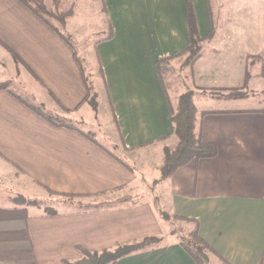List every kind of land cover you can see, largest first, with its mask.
Listing matches in <instances>:
<instances>
[{
  "label": "crops",
  "instance_id": "crops-1",
  "mask_svg": "<svg viewBox=\"0 0 264 264\" xmlns=\"http://www.w3.org/2000/svg\"><path fill=\"white\" fill-rule=\"evenodd\" d=\"M42 1L48 12L56 11L55 0ZM255 1L247 0L242 8L243 3L233 6L229 0H96L101 5L99 23L80 38L77 24L71 26L77 23V0H59L57 11L73 8V16L63 29L51 25L69 38L71 48L19 1L0 0V74L7 73L1 82H9V93L0 92L1 176H11L16 195L23 196L22 190L33 195L25 198L50 191L102 206L98 212L82 209L34 217L29 207L0 205V264L8 258L13 264L74 263L82 259L79 248L101 253L146 238L162 241L116 264H195L170 234L173 224L158 217L153 199L164 213L198 224L199 237L215 253L209 256V264H260L264 252V108L200 113L195 108L194 132L204 144L216 147V157L191 161L166 181L153 184L163 166L159 157L164 158V150L175 138L170 117L171 110H176L155 64L189 47L188 3L199 37L206 38L204 45L209 40L212 45L219 42L225 51L215 71L227 66L229 73H240L236 87L209 86L204 93L227 90V96L236 93L228 98L233 99L246 96L250 80L257 79L252 73L258 71L264 77V0ZM64 3L69 7L60 12ZM89 35L100 37L93 40ZM78 48L87 55L90 49L98 76L102 72L100 83L92 82L91 87L97 114L105 105L108 115L103 131L117 137L138 171L90 135L92 128L84 120L85 79L88 83L89 79ZM16 82L21 94L12 89ZM17 98L65 118L96 145L75 131L53 127ZM156 171L159 176L151 181V201L105 209L133 195L139 172L140 181L145 182V174Z\"/></svg>",
  "mask_w": 264,
  "mask_h": 264
},
{
  "label": "rangeland",
  "instance_id": "rangeland-1",
  "mask_svg": "<svg viewBox=\"0 0 264 264\" xmlns=\"http://www.w3.org/2000/svg\"><path fill=\"white\" fill-rule=\"evenodd\" d=\"M243 3L241 6L244 8V4L247 0H229V4H233V6L237 2ZM255 1V0H254ZM234 2V3H233ZM256 2V1H255ZM77 6L78 9L76 10V19L75 21L77 23L73 24L72 27L76 26L77 33L80 38H85L87 33L93 31L92 26L99 23V18L101 13V5H98L96 3V0H77ZM232 6V7H233ZM69 5L67 3H64L62 8L60 9V12H64L68 9ZM240 7V8H241ZM235 8H238L235 6ZM50 11L51 13L55 14H62L57 11ZM51 23L56 26L59 29V25L51 20ZM99 36V35H98ZM98 36H95L94 38L90 37L91 39H96ZM88 37V36H87ZM100 37V36H99ZM90 39L87 40V44L90 45ZM211 41V40H209ZM208 41V46H205L204 43H202L200 50L201 55L199 59H191L188 55L182 56L180 58H177L175 60H172L166 67H163V70L165 69L164 75H163V81H164V87L165 91L167 93V96L170 99L171 105L176 108L179 98L189 92H192L193 96V105L197 109L198 113L202 111H226L230 109H261L264 108V77L262 74L260 75L259 72L252 73L254 75V78H257L255 80H250V85L247 89H245L246 96L244 95L243 98H233L228 99L225 96H227V90L223 91L222 89L220 91L216 90V88H213L211 91L216 90L211 93H204V90H207L209 86H217V88L222 87H230L234 86L236 87V81L240 80V73L237 71L228 72L227 66H221L222 72L215 71L221 61L219 60V55L221 53H225V51H221L219 48V42L211 44V42ZM217 41V40H214ZM78 47H79V41ZM235 43V42H233ZM85 46L86 43H82ZM79 54L83 57L85 64L87 66V69H85V73L88 76L89 84L92 86V82L95 85L96 83H100V78L97 74V63L95 62L93 55L88 49V55L85 54L87 51H82L79 48L77 49ZM207 51V54H205ZM224 55V54H223ZM225 58V56H223ZM1 74H4L2 72ZM0 74V84H6L7 86L5 88H1L0 92H7L9 90V82L2 83L1 81L4 80V77H7V73H5L3 76ZM89 75H92V78L89 77ZM236 78V80H235ZM241 81V80H240ZM18 83L16 82L15 88H12L17 93L21 94L22 90L18 88ZM99 85V84H98ZM11 87V86H10ZM204 87H206L204 89ZM93 90V89H92ZM93 92V91H92ZM217 92V93H216ZM9 93V91L7 92ZM233 95H236L235 92L232 93ZM211 95V96H210ZM230 95V94H228ZM225 97V98H224ZM85 110L87 112V115L84 116V120L89 124L88 126L92 128L90 131L92 132V137H94L102 146H104L106 149L112 150V152L115 153L121 160H127L129 161L133 166H136V164L133 162V158L128 154L125 155V151H123L120 147V143L115 136H108L105 131H103V127L105 126L108 115H106L105 111V105H102L100 108V111L97 114V100H96V116L94 115V111L91 108L90 105H86ZM91 110V112H90ZM49 115H52V113L48 112ZM55 116V115H54ZM73 123V122H72ZM79 125V124H78ZM85 131H88L86 128L81 127ZM93 130V131H92ZM90 132V133H91ZM174 141L169 144V148L167 150L174 151L178 145V140L175 137L173 139ZM116 146V149H115ZM164 157V153H163ZM162 155L159 157V163H163ZM138 171V168L136 169ZM1 170H0V205L5 209H22L25 207H22L20 205L21 198H24L26 200L35 201L38 204V207H29L30 215L34 217H48L52 214V212L55 213H74L79 210L78 206L73 205L72 202L68 201L67 198H62L58 196H49L46 194H42L41 191H37L36 198H25L23 196H31L29 192H24L22 190L21 195H16L15 190H13L12 185V179L11 176L8 177V175L5 174V176H1ZM146 173V172H145ZM152 172L151 175L145 174V182L140 181L139 172L138 178H139V184L136 186V190H132L131 196H128L127 198H124L125 200H117L114 201L112 204L115 206H126L128 204L138 203L139 201L143 200H149L151 201V197H153V188L154 186L151 184V181L155 178H158L159 173L156 171L154 174ZM143 176V175H142ZM14 199L15 202L14 205L12 204L11 200ZM76 201V200H74ZM18 204V205H17ZM17 205V206H15ZM27 209V208H26ZM174 228H183L185 231L192 230L193 226H187L185 223H173ZM11 259H5V264H10ZM13 264V263H11Z\"/></svg>",
  "mask_w": 264,
  "mask_h": 264
},
{
  "label": "trees",
  "instance_id": "trees-1",
  "mask_svg": "<svg viewBox=\"0 0 264 264\" xmlns=\"http://www.w3.org/2000/svg\"><path fill=\"white\" fill-rule=\"evenodd\" d=\"M19 1L25 8H27L32 14H34L37 18H39L42 22H44L48 27H50L64 42L68 43L69 38L63 35L59 30L54 29L51 25V20L56 22L61 29L64 28L65 21L73 16V8L68 9L65 13L55 14L48 12L43 4L42 0H17ZM210 2V0H208ZM54 5L58 8L59 0L54 1ZM187 26H188V33L190 38V45L189 47L182 53L177 56H170L160 59L156 62V71L159 77V80L164 87L163 75L166 67L172 60L180 58L182 56L188 55L191 59H199L201 55L200 47L202 43L205 41L206 38L199 37L193 8L190 3L187 5ZM212 34V31L209 35ZM209 35L207 37H209ZM109 36L107 39H110ZM106 39V38H105ZM104 39V40H105ZM71 47V46H70ZM72 48V47H71ZM246 59H256V57H247ZM83 73V72H82ZM99 76H102V72H99ZM6 84H0V89L5 88ZM85 87H86V97L84 102L91 106L94 113H96V95L92 92L91 85L85 79ZM231 96V97H230ZM233 94L225 96L226 98H232ZM224 97V98H225ZM234 97V96H233ZM21 104L27 107L29 110L34 112L40 118L45 120L47 123L52 125L56 128H65L68 130L75 131L85 137L87 140L95 144L94 140L85 134H83L80 130H78L75 126H73L68 120L65 118H61L58 116H52L48 113L42 111V106H36L25 99L17 98ZM193 101V94L192 92L186 93L182 95L177 103L176 110H171V117L170 120L174 126V135L178 140V145L174 151H169L167 149L164 150V162L163 166L160 170V178L157 181H154L153 184L156 185L157 183L166 181L169 179L173 173L188 164L191 161H197L201 159H212L217 155V149L212 144H204L200 136L194 132V125H195V116H196V109L192 103ZM83 102V103H84ZM67 113L66 111H63ZM207 114V113H203ZM96 145V144H95ZM121 165L125 167L131 173H134V170L126 165L123 161L117 160ZM49 196H60L65 197L68 201L72 202L73 205L78 206L79 209H83L84 211H93L98 212L102 208V206L98 205H89L84 204L81 201H74L76 196H65L54 194L50 191H47ZM20 200L21 206L25 207H38V204L35 201L26 200L21 198ZM158 202L156 199H153L152 205L158 215V217L171 224L173 223H185L193 225L192 230L185 231L183 228H172L170 234L175 237L178 245L181 249L195 262V264H209V256L215 255V253L211 250V248L199 237L198 233V224L192 220L182 219L176 216H170L162 211V209L158 206ZM18 205V204H17ZM111 207L107 205L105 209H109ZM58 216L57 213L52 212L51 215L48 217H56ZM162 241L161 238H146L141 242L134 244V245H125L122 247H118L112 251H104L101 253H89L84 249H78L79 252L82 254V259L78 262L70 263V262H63V264H116L118 260L129 256L133 253L143 250L144 248L158 244ZM260 264H264V252L261 259Z\"/></svg>",
  "mask_w": 264,
  "mask_h": 264
}]
</instances>
